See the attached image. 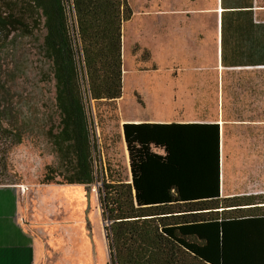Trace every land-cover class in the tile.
Listing matches in <instances>:
<instances>
[{
	"label": "trees",
	"instance_id": "16d2710c",
	"mask_svg": "<svg viewBox=\"0 0 264 264\" xmlns=\"http://www.w3.org/2000/svg\"><path fill=\"white\" fill-rule=\"evenodd\" d=\"M232 13L246 22L240 53L263 58L264 23L253 21L252 10ZM224 14L221 64L230 67L224 64ZM131 16L126 0H0L1 134L22 139L8 88L17 76L4 60L18 35L42 52L54 80L58 120L46 134L58 163L45 166L43 183L95 182L94 162L102 166V160L91 103L114 106L123 98L130 72L123 23ZM229 120L221 112L212 121L121 125L130 174L113 171L107 159L99 187L111 264H264V192L224 190Z\"/></svg>",
	"mask_w": 264,
	"mask_h": 264
},
{
	"label": "rangeland",
	"instance_id": "374dc122",
	"mask_svg": "<svg viewBox=\"0 0 264 264\" xmlns=\"http://www.w3.org/2000/svg\"><path fill=\"white\" fill-rule=\"evenodd\" d=\"M126 1L136 12L123 23L130 34L125 63L130 72L123 98L114 106L91 103L102 166L95 160V182L90 186L42 182L45 166L58 163L46 134L58 120L54 80L47 59L40 50H30L27 37L18 35L5 54L17 76L8 88L12 118L18 121L22 139L15 143L0 132V185L18 191L17 217L34 240V264H111L99 187L102 175L107 177V159L113 171L129 174L119 138L125 121H212L224 113L230 119L223 126L225 193L264 192V72L216 68L214 16L203 20L191 46L194 68L164 66L169 56L162 35L153 47L155 58L146 41V0ZM256 7L264 18V0H256ZM237 117L241 120L233 121Z\"/></svg>",
	"mask_w": 264,
	"mask_h": 264
},
{
	"label": "crops",
	"instance_id": "0c3cea01",
	"mask_svg": "<svg viewBox=\"0 0 264 264\" xmlns=\"http://www.w3.org/2000/svg\"><path fill=\"white\" fill-rule=\"evenodd\" d=\"M131 8V7H130ZM252 10L253 21L264 23L261 12L256 7V0H146L145 21L146 41L153 47L162 35L161 41L169 56L170 66L176 64L194 68L196 57L191 48L199 36L203 20L214 16L217 28L216 68L248 71L252 69L264 72V57L246 56L240 53L238 45L239 30L246 22L236 18L238 10ZM224 14V61L230 67L222 66L220 54L221 11ZM132 15L136 14L131 8ZM161 21L160 23H157ZM158 26H161L158 28ZM153 27H155L153 29ZM243 30V29H242ZM146 122H171L159 119L141 120ZM140 122V121H133ZM180 122V121H175ZM195 122V121H189ZM161 153V150H156ZM129 171V168H128ZM130 172V171H129ZM130 174V173H129ZM130 182V181H129ZM18 191L12 185H0V264H34L35 243L19 223L17 217Z\"/></svg>",
	"mask_w": 264,
	"mask_h": 264
},
{
	"label": "water",
	"instance_id": "95a60500",
	"mask_svg": "<svg viewBox=\"0 0 264 264\" xmlns=\"http://www.w3.org/2000/svg\"><path fill=\"white\" fill-rule=\"evenodd\" d=\"M127 152V151H126ZM104 231H105V228H104ZM105 238L107 239L106 235H105Z\"/></svg>",
	"mask_w": 264,
	"mask_h": 264
}]
</instances>
